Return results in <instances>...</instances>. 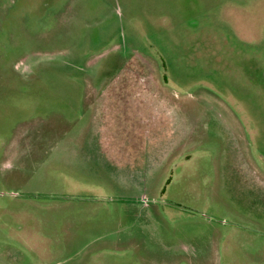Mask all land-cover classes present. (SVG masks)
I'll return each mask as SVG.
<instances>
[{
	"label": "rangeland",
	"instance_id": "1",
	"mask_svg": "<svg viewBox=\"0 0 264 264\" xmlns=\"http://www.w3.org/2000/svg\"><path fill=\"white\" fill-rule=\"evenodd\" d=\"M0 264H264V0H0Z\"/></svg>",
	"mask_w": 264,
	"mask_h": 264
}]
</instances>
